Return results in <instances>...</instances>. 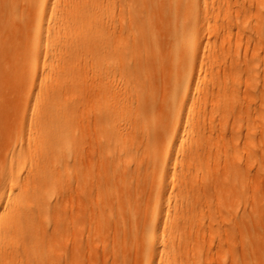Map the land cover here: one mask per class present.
<instances>
[{"label": "bare ground", "instance_id": "6f19581e", "mask_svg": "<svg viewBox=\"0 0 264 264\" xmlns=\"http://www.w3.org/2000/svg\"><path fill=\"white\" fill-rule=\"evenodd\" d=\"M198 1L33 0L28 16L19 13L13 1H8L4 17L0 18L6 31L15 34L13 21L16 20L20 22L19 25L31 23L34 41L28 53L32 68L29 78L36 79L39 66L42 67L41 72L50 71L51 66L56 72L48 84L40 82L33 86L34 90H45L42 110L34 113L36 103L32 102L30 110L24 114V118L32 119L36 128L35 134L28 136L27 141L37 142L33 147L40 152L34 164L28 167L22 183L24 190L33 193L17 191L15 186L26 163L18 152L10 154V161H15V166L3 165L0 168V207L5 203L4 211L0 210V264L78 262L76 244L61 245L56 250L55 259L48 261L42 257L45 255L42 251L41 257H30L18 250L20 245L37 241L32 237L25 238L24 232L50 212H56L59 218L53 230L62 235L74 233L76 218L73 215L66 217L67 214L56 209L49 200L38 199L37 188L45 185L47 180L52 181L54 172H50L49 155L65 148L64 137L73 126L72 111L60 105L65 91L61 80L79 77H89L85 84L91 89L95 105L93 112L81 118V121L79 119V123L89 134L98 154L107 153L112 143L121 141L125 133L138 127L142 132L138 146L150 148L147 167L152 168V181L148 178L135 179L130 188L124 178L126 172H122L120 181L121 195L135 193L138 201H142L143 193L148 191L150 196L146 201L136 207L128 203L126 211L118 213L112 221L103 218L99 205H86L91 217L97 214L95 221L101 217L100 221L104 219L105 226H112L118 232L120 249L113 252L114 264H135L134 259L138 260V264L199 262L201 248L198 244L201 240L198 233L202 228L198 226L205 223L210 230L214 224L222 230L217 246L228 249L227 254L224 253V260L229 253L231 264H264V261H246L248 255L253 260L255 255L264 256V253L256 254L252 241L242 239L239 248L235 247L239 230L233 213L236 188L222 193L219 220L212 216L205 220L202 210L208 189L214 181L213 176L195 183L188 180V172L185 171L176 177L173 158L169 154L161 155L166 148L172 151L182 147L186 129L191 124V109L186 108L184 115L183 105L174 102V97L170 100L172 104L165 106L157 97L153 82L171 78L174 80L171 88L174 93L181 91L184 97L189 95V89L196 79L194 69L189 65L194 57L199 58L201 64L204 61L200 54L195 56L194 51ZM228 29V25L222 24L209 35L217 36ZM4 36L0 34V51L5 49L8 57L4 59L6 62L2 63V67H8L11 61L23 62L26 59H23L25 48L20 51L21 45L15 39L4 42ZM142 47L146 50L143 54L139 53ZM88 64L91 67L90 75L81 68ZM141 81L146 82L154 92L149 99L132 105L127 100L128 92L142 84ZM170 117L173 126L172 131L168 132L166 125ZM198 125L195 127L196 133L190 138L192 142L182 148L188 157L205 150L204 143L198 138L194 139L199 134ZM159 139L168 140L166 147L162 145L156 148L155 142ZM115 161V157L105 160L108 164ZM230 166L233 169V164ZM111 170L114 174L116 167L112 165ZM69 190V186H66L65 191ZM192 191L196 192L193 196L190 195Z\"/></svg>", "mask_w": 264, "mask_h": 264}, {"label": "rangeland", "instance_id": "374dc122", "mask_svg": "<svg viewBox=\"0 0 264 264\" xmlns=\"http://www.w3.org/2000/svg\"><path fill=\"white\" fill-rule=\"evenodd\" d=\"M8 1H13L15 8L25 16L32 10L30 3L33 0H0V18L4 17ZM198 7L194 51L195 56L200 54L204 61L201 64L199 58L194 57L189 65L197 79H194L189 95L184 97L181 91L174 93L171 89L174 80L171 78L153 82L154 91L165 106L171 105L170 100L174 97V102L183 105L184 115L186 108L191 109V124L186 129L182 147L172 151L166 148L161 155L169 154L173 158L176 177L185 171L188 172V180L195 183L213 176L214 181L208 189L202 210L205 220L208 216L219 220L222 193L236 188L233 213L240 231L235 247L239 248L240 241L244 239L252 241L256 254L264 253V0H199ZM13 22L15 34L6 31L1 23L0 34L5 35L4 42L17 40L21 45L20 51L25 48L23 59H26L23 62L11 61L8 67L3 68L2 63L6 62L4 59L8 56L5 49L0 51V168L3 165L15 166V161H10V154L18 152L26 163L15 186L17 191L27 192L22 183L28 167L34 164L40 152L33 147L37 142L27 141L28 136L35 134L36 128L32 119L24 118V114L30 110L32 102L36 103L34 113L42 110L45 90H34V87L40 82L48 84L56 70L51 66L50 71L41 72L42 67L39 66L36 79L29 78L32 68L28 53L34 41L31 23L19 25L18 20ZM222 24L228 25L229 29L217 36L209 35ZM144 52V47L139 49V53ZM81 68L91 74L89 64ZM88 78L61 80L65 91L60 105L72 111L73 126L64 137L65 148L49 155L50 172H54L52 181L47 180L45 185L37 188L38 199L49 200L56 209L63 210L66 217L73 215L76 227L73 234L62 235L53 230L59 219L56 212L42 215L37 225L29 226L24 232L25 238L32 237L37 241L20 245L18 250L30 257H41L42 251L45 253L42 257L48 261L55 259L56 250L61 245L76 244L77 264H114L113 252L120 249L118 232L112 226H105L104 219L100 221L101 217L95 221L97 214L91 217L86 205H99L103 218L112 221L118 213L126 211L128 203L136 207L150 196V192L145 191L144 196L141 195L143 200L138 201L135 193L127 196L120 193L122 172H126L124 178L130 188L135 179L148 178L152 181V168L147 167L150 148L138 146L142 136L139 127L125 133L121 141L112 143L108 152L100 155L79 123V119L81 121L95 109L91 89L85 84ZM141 83L128 92L127 100L132 105L149 99L154 92L146 82ZM172 124L170 117L166 125L168 132L172 131ZM197 124L199 134L194 139L202 141L205 150L188 157L182 148L192 142L190 138L196 133ZM167 141L159 139L155 142L156 148L162 145L166 147ZM111 157H115L116 161L106 163L105 160ZM230 164H233L234 170ZM112 165L116 167L114 174ZM66 186H69V191H65ZM195 194L192 191L190 195ZM4 208L5 203L0 210L4 211ZM198 228H202L198 233L201 256L199 262L188 260V264H231L229 253L224 260V253L227 254L228 249L217 246L222 230L216 224L210 230L206 223ZM245 259L249 263H262L264 256L255 255L253 260L248 255ZM133 261L138 264L137 259Z\"/></svg>", "mask_w": 264, "mask_h": 264}]
</instances>
